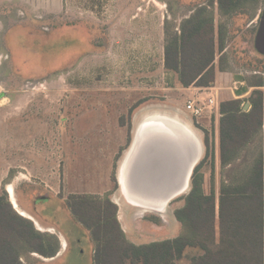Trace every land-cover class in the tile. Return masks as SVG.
<instances>
[{
  "label": "rangeland",
  "instance_id": "374dc122",
  "mask_svg": "<svg viewBox=\"0 0 264 264\" xmlns=\"http://www.w3.org/2000/svg\"><path fill=\"white\" fill-rule=\"evenodd\" d=\"M263 3L248 0L237 13L220 17L216 0H39L37 18L27 21L22 12L20 19L5 24L8 76L0 81L12 103L17 100L23 108L27 102L35 105L37 122L13 118L22 109H9L8 116L12 117L4 123L1 133L6 135L0 138L8 145L15 135L34 136L37 157L17 159L12 155L5 160L7 166L0 160V180L7 178L5 167L13 170L7 179L13 186L8 185L7 190L15 210L31 216L41 230L61 241L56 257H33L29 264H92L93 245L88 233L71 219L64 206L63 200L71 193L106 192L102 196L134 212L131 228L138 236L131 239L136 243L172 239L181 233L180 225L175 229L173 212L183 204L181 197L185 195L166 206L167 216L132 207L119 187L124 152L136 129L149 118L177 121L194 133L202 145L197 165L206 153L214 156L217 191L222 181H228L232 168L242 167L241 161L221 167L219 123L216 144L214 122L210 125L202 118L204 128H199L185 112L193 91L180 87L176 75L164 67L163 26H174L178 31L198 6L209 7L214 25L222 22L227 27L225 56L229 69L218 72L223 74L215 84L223 87L220 102L235 99L226 87L243 82L235 93L242 96L243 109L244 104L249 105L246 99L252 90H264L247 84V79L264 77V57L254 49ZM214 63L217 66L218 55ZM249 109L250 105L246 111ZM132 121L137 125L134 131ZM257 144L258 140L247 151V163L257 152ZM210 167L208 160L200 170L206 192ZM26 170L32 176L29 181L16 180ZM5 187L1 182L0 195ZM14 190L31 215L19 210ZM40 196L49 197L48 203L37 200ZM152 224L155 229L150 228ZM200 254L198 248H187L176 264H188Z\"/></svg>",
  "mask_w": 264,
  "mask_h": 264
},
{
  "label": "trees",
  "instance_id": "16d2710c",
  "mask_svg": "<svg viewBox=\"0 0 264 264\" xmlns=\"http://www.w3.org/2000/svg\"><path fill=\"white\" fill-rule=\"evenodd\" d=\"M216 1L218 15L227 17L248 0ZM163 27L164 67L176 75L180 87L212 86L216 74L229 69L227 27L222 22L215 26L207 8H198L178 31L174 26ZM247 84L264 87V77L247 79ZM246 101L248 111H243L241 99L220 104V165L224 169L241 161L242 167L232 168L228 181H222L217 191L214 156L206 153L193 171L189 192L181 197L183 206L173 212L181 224L177 237L135 245L127 239L118 221V206L108 196L70 194L63 200L71 219L88 233L92 264H176L187 248L201 250L188 264H264V90H252ZM256 140L257 152L247 163L246 153ZM208 160L211 179L206 192L200 170ZM60 248L56 235L37 230L19 216L2 192L0 264H29L31 254L52 259Z\"/></svg>",
  "mask_w": 264,
  "mask_h": 264
},
{
  "label": "water",
  "instance_id": "95a60500",
  "mask_svg": "<svg viewBox=\"0 0 264 264\" xmlns=\"http://www.w3.org/2000/svg\"><path fill=\"white\" fill-rule=\"evenodd\" d=\"M254 49L264 57V3ZM248 106L244 104L243 111ZM201 152L198 138L179 122L161 117L145 120L136 129L119 169L125 200L142 210L164 212L172 200L189 192V179Z\"/></svg>",
  "mask_w": 264,
  "mask_h": 264
},
{
  "label": "crops",
  "instance_id": "0c3cea01",
  "mask_svg": "<svg viewBox=\"0 0 264 264\" xmlns=\"http://www.w3.org/2000/svg\"><path fill=\"white\" fill-rule=\"evenodd\" d=\"M39 9V0H0V80L1 79H4V78H7V73H8V70H7V60H8V57H7V51H8V44H7V26L5 25L8 21L9 22H12V21H15V19H17L18 15H22V12L24 13V17L27 21H32L33 18H37V14H38V10ZM15 10V12H17L18 14H14L15 12H12ZM9 12L11 14H9ZM20 19V18H18ZM17 19V20H18ZM126 27V26H124ZM130 26H127V29L129 28ZM116 28L119 30V26H116ZM117 47H118V42H117ZM163 55V54H162ZM9 76L12 77L11 75V71H9ZM223 73H218L216 75V80H215V83H214V86L215 84L218 83V79H220L222 76ZM222 90L221 87H218ZM227 90L230 88V87H226ZM16 97V96H15ZM14 97V98H15ZM10 95L7 93V89L6 87L4 86L3 83H1L0 81V137L1 136H5V135H2L1 133V129L3 128V126L5 125L4 123L6 121H8L9 118H11L12 116H8V110H14V111H17L19 109H22V112L20 113H15L13 115V118H16V119H23L24 122H26L28 119H30L31 121L35 120V122H37V113H36V107L35 105L32 103V102H27L25 104V108H23V105L21 103H17V100H15L13 103L10 101ZM241 99V98H240ZM102 105V104H101ZM21 107V108H20ZM35 108V109H34ZM102 110V108H101ZM132 130L134 131L135 130V127L137 125L134 124V121H132ZM6 133V132H5ZM27 138H23V137H17L15 135V137H11L10 141H9V144L6 145L3 141H1V138H0V160L4 161L2 163L3 166H7V163H6V159L7 158H12V155L14 156V158H20V159H25V158H29V159H32L34 157H37V152L35 151V142H33V137L32 135H26ZM7 138V137H6ZM132 142V141H131ZM130 142V144H131ZM34 144V145H33ZM127 144H128V140H127ZM130 145L128 146V148L125 150L124 152V156H125V153L128 151ZM22 168V167H21ZM7 173H8V176H7ZM12 173H13V170L5 167V172H4V178H2L0 180V184L1 182H4L5 183V189L4 191L7 193V195L9 196L8 200L10 202V204L12 205V208L15 210V208L13 207V204L11 203V200H10V195H9V192L7 190V186L8 185H12V184H9V182H7V179H9V177L12 176ZM20 177H15L16 180H19V179H24V181H29V178L32 177L31 176V173L26 170V173H20ZM50 179H52L50 177ZM26 183V182H25ZM13 186V185H12ZM14 194V199H15V202L18 206V208H20L19 210L25 214H30L27 209H25V207H22L23 205H21V201L20 199L18 198V196L15 194V190L13 192ZM2 194V193H1ZM71 194H82V193H71ZM85 194H93V193H85ZM103 194H106L105 193H96V195H99V196H102ZM70 195V194H69ZM37 200H40L41 203H48L49 201V197H43V196H40L39 198L37 197ZM39 202V203H40ZM35 205H37V201H34L33 202ZM183 204H184V201H183ZM183 204L179 207L181 208L183 206ZM118 206V221L127 237V239L135 244V245H141V244H145V243H136L134 239H131L132 237H137L138 234H132V225H133V216L132 214L134 212L130 211L128 208H126V206H121L119 203L116 204ZM134 207V206H132ZM23 208V209H22ZM136 208V207H134ZM16 211V210H15ZM18 213L19 216L25 218V219H28L30 220L35 228L41 232H49V231H43L41 230L37 225H36V221L31 217V216H23V215H20L18 211H16ZM167 213V211H164V214ZM33 214V213H32ZM165 215H169L168 213L165 214ZM173 221L175 223V229H177V225H180L181 224L179 222H177V220L175 219L174 217V214H173ZM156 224V223H155ZM158 225V224H157ZM153 227H156L155 225H151L150 228L151 229H155ZM159 228V227H158ZM157 228V229H158ZM50 233V232H49ZM131 233V234H130ZM131 235V237L129 236ZM178 236V235H177ZM176 236V237H177ZM175 238V237H174ZM173 239V238H172ZM60 240V239H59ZM166 240V239H165ZM159 241V240H157ZM162 241V240H160ZM151 242H156V241H151ZM151 242H147L146 244L148 243H151ZM60 245H61V241H60ZM61 250V248H60ZM59 250V252H60ZM58 252V254H59ZM57 254V255H58ZM32 257H39L40 259H44L36 254H31ZM56 255V256H57Z\"/></svg>",
  "mask_w": 264,
  "mask_h": 264
},
{
  "label": "built area",
  "instance_id": "2783aa9c",
  "mask_svg": "<svg viewBox=\"0 0 264 264\" xmlns=\"http://www.w3.org/2000/svg\"><path fill=\"white\" fill-rule=\"evenodd\" d=\"M243 85V82L238 83L235 81L233 86L228 90L232 94V96L236 98H242V96L237 97L235 93L238 91V86ZM239 86V87H240ZM192 88V96L186 100L185 103V112L189 114V117L192 122L196 123V126L199 128H204L200 123L202 118L208 121V124H215V142L217 144V123H219L220 118L222 116L220 109V91L221 89L212 85L208 87H198V86H190L189 89ZM217 155V153H216Z\"/></svg>",
  "mask_w": 264,
  "mask_h": 264
},
{
  "label": "flooded vegetation",
  "instance_id": "af4514ba",
  "mask_svg": "<svg viewBox=\"0 0 264 264\" xmlns=\"http://www.w3.org/2000/svg\"><path fill=\"white\" fill-rule=\"evenodd\" d=\"M209 8L208 6L206 7V6H204V5H200V6H198V8ZM197 9H195V11H196ZM188 19V18H187ZM182 25V24H181ZM180 25V26H181ZM195 169V168H194ZM194 169H193V171H194ZM193 171H192V174H193ZM192 174H191V177H192ZM191 177H190V179H189V183H188V185L190 186V184H191Z\"/></svg>",
  "mask_w": 264,
  "mask_h": 264
},
{
  "label": "bare ground",
  "instance_id": "6f19581e",
  "mask_svg": "<svg viewBox=\"0 0 264 264\" xmlns=\"http://www.w3.org/2000/svg\"><path fill=\"white\" fill-rule=\"evenodd\" d=\"M128 152V151H127ZM127 152H126V154H127ZM126 154H125V156H126Z\"/></svg>",
  "mask_w": 264,
  "mask_h": 264
}]
</instances>
